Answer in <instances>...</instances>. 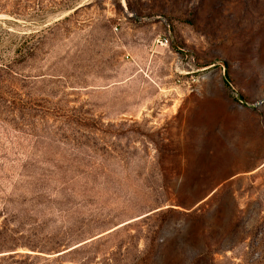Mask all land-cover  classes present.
Instances as JSON below:
<instances>
[{
  "label": "rangeland",
  "instance_id": "374dc122",
  "mask_svg": "<svg viewBox=\"0 0 264 264\" xmlns=\"http://www.w3.org/2000/svg\"><path fill=\"white\" fill-rule=\"evenodd\" d=\"M0 264H264V0H0Z\"/></svg>",
  "mask_w": 264,
  "mask_h": 264
},
{
  "label": "built area",
  "instance_id": "2783aa9c",
  "mask_svg": "<svg viewBox=\"0 0 264 264\" xmlns=\"http://www.w3.org/2000/svg\"><path fill=\"white\" fill-rule=\"evenodd\" d=\"M169 41H170V37L168 35H165V36H159L157 39H156V44L158 46H161V47H166L169 45ZM204 77H200L199 79L195 80L193 79L192 83H199L201 81H204Z\"/></svg>",
  "mask_w": 264,
  "mask_h": 264
}]
</instances>
